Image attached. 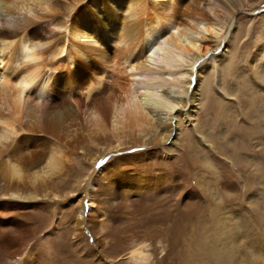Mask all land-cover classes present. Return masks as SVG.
I'll return each mask as SVG.
<instances>
[{"label": "bare ground", "instance_id": "bare-ground-1", "mask_svg": "<svg viewBox=\"0 0 264 264\" xmlns=\"http://www.w3.org/2000/svg\"><path fill=\"white\" fill-rule=\"evenodd\" d=\"M250 2L0 0V254L20 252L36 230L30 209L49 199V187L85 157V140L97 151L87 160L92 168L79 163L76 188L66 194L82 195L75 201L74 235L88 232L102 251L109 214L130 208L137 195L156 192L163 182L153 174L156 150L131 152L158 144L168 156L167 140L181 134L179 115L196 128L205 78L197 64L215 62L236 13ZM254 68L264 82V56ZM261 105L245 116L261 149L260 162L253 167L248 160L249 169L264 190V96ZM252 202L258 237L249 241V254L230 246L221 264H264V192ZM49 233L15 264L47 254ZM130 257L134 264L149 261L148 245L138 244Z\"/></svg>", "mask_w": 264, "mask_h": 264}, {"label": "rangeland", "instance_id": "rangeland-1", "mask_svg": "<svg viewBox=\"0 0 264 264\" xmlns=\"http://www.w3.org/2000/svg\"><path fill=\"white\" fill-rule=\"evenodd\" d=\"M250 1L236 13L231 36L221 42L215 62L206 59L197 64L205 78L198 87L201 101L196 128L179 115L181 134L173 142L174 134L167 140L168 156L158 144L131 152L156 150L153 174L163 182L156 192L137 195L130 208L109 214L102 251L88 232L74 235L73 222L80 208L75 201L82 195L80 190L66 194L76 188L74 169L92 168L87 160L97 151L85 140L80 150V154L86 151L85 157L79 155L69 175L49 187V199L44 197L40 206L30 209L33 217L28 222L36 227L34 233L21 242L18 254H0V264H15L48 231V253L33 255L31 264H134L130 251L140 243L147 244L151 254L149 261L140 264H217L226 259L230 246L238 254L250 253L247 245L257 239L260 225L252 201L257 203L264 190L249 169L248 160L253 167L260 162L261 149L250 139L246 127L255 125L245 114L257 113L264 96V82L254 68L264 56V0ZM54 223L59 226L56 230Z\"/></svg>", "mask_w": 264, "mask_h": 264}]
</instances>
